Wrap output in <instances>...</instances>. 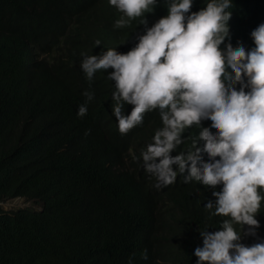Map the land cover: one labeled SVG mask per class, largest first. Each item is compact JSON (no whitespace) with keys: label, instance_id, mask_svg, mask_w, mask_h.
<instances>
[{"label":"trees","instance_id":"1","mask_svg":"<svg viewBox=\"0 0 264 264\" xmlns=\"http://www.w3.org/2000/svg\"><path fill=\"white\" fill-rule=\"evenodd\" d=\"M232 3V42L251 48L264 0ZM205 4L195 0L193 11ZM167 12L161 0L145 13L149 26ZM121 16L109 0H0V202L25 198L41 207L0 208V264H129L133 253L135 264H196L200 228L215 231L227 218L205 207L215 199L210 187L180 175L157 187L143 166L142 149L162 124L158 111L122 134L110 69L89 81L86 54L127 52L146 31L140 17L115 26ZM85 89L95 98L80 117ZM198 132L193 126L185 135ZM258 219L264 237V202Z\"/></svg>","mask_w":264,"mask_h":264},{"label":"clouds","instance_id":"2","mask_svg":"<svg viewBox=\"0 0 264 264\" xmlns=\"http://www.w3.org/2000/svg\"><path fill=\"white\" fill-rule=\"evenodd\" d=\"M165 2L167 14L149 26L145 13L154 12L161 0H109L122 13L115 26L140 17L146 31L127 52L112 47L86 54L83 67L89 81L110 69L113 114L122 134L142 124L148 111H158L162 124L142 149L143 166L157 187L180 175L212 189L215 199L205 207L227 218L215 231L200 228L196 264H264L258 219L264 202V21L252 30L254 46L248 48L232 42V0H206L197 11L195 0ZM83 95L80 117L95 91L85 89ZM125 104L133 106L130 112ZM193 126L198 134L185 135ZM187 141L191 146L177 151ZM135 159L141 161V155ZM245 235L258 239L246 244ZM142 255L148 259L146 248ZM134 256L129 264H135Z\"/></svg>","mask_w":264,"mask_h":264},{"label":"rangeland","instance_id":"3","mask_svg":"<svg viewBox=\"0 0 264 264\" xmlns=\"http://www.w3.org/2000/svg\"><path fill=\"white\" fill-rule=\"evenodd\" d=\"M0 208L5 211H12L18 209H34V210L41 209L38 203L27 200L25 198H16V199H10L0 202Z\"/></svg>","mask_w":264,"mask_h":264}]
</instances>
